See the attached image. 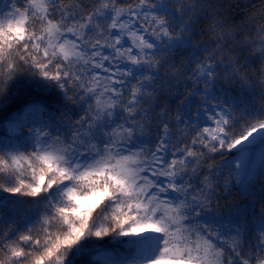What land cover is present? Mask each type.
<instances>
[{
	"label": "snow or ice",
	"instance_id": "obj_1",
	"mask_svg": "<svg viewBox=\"0 0 264 264\" xmlns=\"http://www.w3.org/2000/svg\"><path fill=\"white\" fill-rule=\"evenodd\" d=\"M17 104L0 264H264V0H0Z\"/></svg>",
	"mask_w": 264,
	"mask_h": 264
},
{
	"label": "trees",
	"instance_id": "obj_2",
	"mask_svg": "<svg viewBox=\"0 0 264 264\" xmlns=\"http://www.w3.org/2000/svg\"><path fill=\"white\" fill-rule=\"evenodd\" d=\"M241 3H246L247 0H240ZM243 14V10H239L237 11L236 15L237 17L241 16ZM239 22V21H238ZM24 107L23 104H17L16 106H14L13 109H11L10 111H7V112H3V113H0V135H4L5 133V129L3 128V123L4 121L6 120V118L13 114L14 112L16 111H19L20 109H22ZM88 259H91V257H89Z\"/></svg>",
	"mask_w": 264,
	"mask_h": 264
}]
</instances>
